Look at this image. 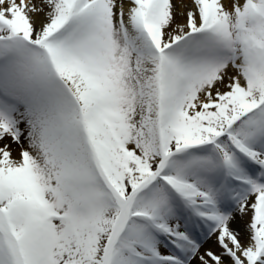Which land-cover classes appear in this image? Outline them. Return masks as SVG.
<instances>
[{"label": "snow or ice", "instance_id": "obj_1", "mask_svg": "<svg viewBox=\"0 0 264 264\" xmlns=\"http://www.w3.org/2000/svg\"><path fill=\"white\" fill-rule=\"evenodd\" d=\"M0 264H264V0H0Z\"/></svg>", "mask_w": 264, "mask_h": 264}]
</instances>
